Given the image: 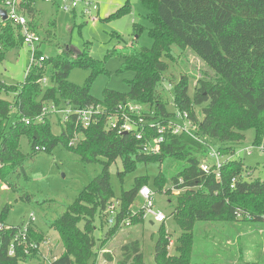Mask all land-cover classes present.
I'll list each match as a JSON object with an SVG mask.
<instances>
[{
  "label": "trees",
  "instance_id": "obj_1",
  "mask_svg": "<svg viewBox=\"0 0 264 264\" xmlns=\"http://www.w3.org/2000/svg\"><path fill=\"white\" fill-rule=\"evenodd\" d=\"M37 1L20 3V12L34 18ZM141 1H145L152 11L147 20L151 24L149 36L153 45L150 49L134 47L122 51L120 56L126 63V69L135 74L129 92L107 89L103 100L94 98L91 87L98 76L105 75L103 64L93 60L88 53L76 54L68 47L56 57L46 56L48 59L44 66L32 68L22 85L8 86L0 81V95L12 97L11 101L0 97V162L3 164L0 183L16 191L21 177L29 181L25 165L29 158L41 152L36 150L37 147L50 152L61 144L78 155L83 164L99 163L102 167L98 176L61 216L45 222L58 232L64 247L53 264H91L95 256L94 234L97 230L93 223L115 198L110 167L119 160L123 166V171L118 174L121 182L141 166L158 165L162 169L154 178L158 191L169 186L183 192L173 213L177 214L182 231L177 240V255L169 254L170 236L165 235L161 226L155 246L156 264H193V232L198 223L264 224V179L243 177L244 164L235 160H229L222 166L219 178L201 169L212 146L217 143V149L225 154L223 150L231 147L226 145L242 143L248 130L256 132L254 146L264 148V0ZM4 2L0 0V8ZM28 25L33 31L31 21ZM23 44L21 32L16 34L13 24L9 20L3 21L0 24V61L5 59L8 51ZM173 47L190 50L215 74L213 80L199 79L192 97L186 79L175 86L174 92L177 110L188 115L198 127V134L209 136L212 141L199 142L187 134H167L160 153L146 155L142 151L144 140H137L129 133L119 135L118 130H106L105 117L114 114L118 106L133 103L154 108L152 113H142L145 120L152 119L151 124H156L157 120L166 124L172 114L167 111V104L161 101L159 86L167 70L164 58H173ZM36 55L39 57L43 53L37 50ZM76 67L92 71L84 86L68 81L70 72ZM43 78H49V86L39 83ZM47 104L60 108L101 106L104 111L91 127L77 126L74 118L57 135L49 121L35 122ZM196 108H201V121ZM12 113L15 122L9 124ZM25 119L30 124H26ZM145 133L146 139L158 137L150 124L145 127ZM23 137L31 147L29 155L20 149L19 141ZM171 165L175 167L171 169ZM233 179H236L234 185ZM144 183L137 178L132 189L122 192L119 199L121 213L109 234L117 229ZM9 212V205L2 209L0 225L6 226ZM141 213L131 217L132 222L140 223L143 220ZM6 227L8 229L0 231V264H19L20 261L34 259L35 253L28 257L22 248L16 249L14 257L9 256V247L22 226ZM28 233L36 243H45L43 233L38 229L29 227ZM107 257L112 260L111 256ZM117 264H145L141 242L135 240L124 245L122 259Z\"/></svg>",
  "mask_w": 264,
  "mask_h": 264
},
{
  "label": "rangeland",
  "instance_id": "obj_2",
  "mask_svg": "<svg viewBox=\"0 0 264 264\" xmlns=\"http://www.w3.org/2000/svg\"><path fill=\"white\" fill-rule=\"evenodd\" d=\"M97 3L98 11L93 13L95 19L88 20L58 10L52 3L39 0L36 5L34 18L25 15L32 23V29L41 37V44L37 50L44 56L56 57L62 50L70 48L76 54L88 53L91 58L103 64L105 75L98 76L92 84L91 95L103 100L104 92L112 90L127 93L135 74L126 69V63L121 58L122 51L129 48L150 49L153 41L149 36L151 24L147 15L152 11L145 1L141 0H86ZM59 3V2H58ZM3 20L0 17V24ZM15 33L20 31L14 26ZM139 30L136 32V30ZM173 58H164L167 70L163 74L159 86L161 101L167 105V111L177 115L179 111L174 105L175 86L186 79L189 83V95L193 96L199 79L213 80L214 72L193 52L188 49L173 47ZM31 49L23 44L18 49L6 53L5 59L0 61V81L8 86L22 85L26 80L30 65ZM92 71L85 68H73L68 81L78 86H84ZM47 86L50 85L49 78ZM1 98L11 101L12 97L4 94ZM46 107L50 109L51 104ZM68 109V107H67ZM144 112L152 113L154 108L143 106ZM199 121L202 120L201 108L195 109ZM49 113L45 122L49 121L53 132L59 135L65 130L64 114ZM14 113V112H13ZM12 113L9 124L15 122ZM151 123L152 119L145 120ZM38 124V123H37ZM144 124V123H143ZM11 126V125H10ZM245 140L238 145H226L222 161L235 160L242 162L245 171L251 173L250 180L264 179V150L254 146L256 132L248 130L244 133ZM79 140L80 137H77ZM20 149L29 155L31 147L27 138L19 141ZM218 148L217 143L214 145ZM247 149H250L249 153ZM234 154H233V152ZM175 166L171 165V169ZM29 181L22 177L17 181V190H11L0 183V212L10 206L6 218V226H27L40 229L45 238L41 255L34 259L20 261L19 264H44V259H57L64 251L58 232L49 228L46 221H52L61 216L67 207L74 203L79 193L101 172L99 163L83 164L80 157L64 148L61 144L50 152H39L28 159L25 165ZM123 171L121 161L110 167L111 184L115 194L110 202V208L121 210L122 192L133 188L135 180L147 183L142 187H149L155 193L156 208L163 212L167 219L161 223L152 224L143 219L140 223L132 222L131 217L136 216L142 209V200L139 195L135 202L126 209L122 217L125 222L118 225L113 234H109L113 227L109 225L107 213L98 215L94 221L96 247L95 256L91 264H117L122 259V247L129 242L138 240L142 244L145 264H156L154 254L159 237L160 227L163 226L165 235H169V254L177 255V240L182 235L176 215L173 214L177 199L181 191L165 186L162 190L155 187L154 178L162 171L158 165L141 166L133 173L127 174L123 182L118 174ZM148 179H142V178ZM140 183V182H139ZM141 184V183H140ZM31 216L35 219L31 221ZM4 226V225H3ZM4 226V227H6ZM81 223L80 227L83 228ZM108 233V234H107ZM194 246L192 253L193 264H264V224H210L198 223L194 229ZM107 255L112 257L110 261Z\"/></svg>",
  "mask_w": 264,
  "mask_h": 264
},
{
  "label": "built area",
  "instance_id": "obj_3",
  "mask_svg": "<svg viewBox=\"0 0 264 264\" xmlns=\"http://www.w3.org/2000/svg\"><path fill=\"white\" fill-rule=\"evenodd\" d=\"M27 0H5L2 9H4L7 13L8 20L16 27L20 28V32L24 39V44L31 49V59L30 65L28 67L27 74L31 71L32 68H42L44 66L45 61L48 57L41 55L37 57V47L41 44V37L29 29L28 20L25 15H23L19 10V5L22 2ZM47 3H52L55 5L58 10L77 14L80 11V15L86 17L88 20H93L95 17L93 13L98 11V5L92 1L86 0H42ZM59 2V3H58ZM48 82L47 78H43L39 81L40 84L46 85ZM52 105V104H51ZM68 107V106H67ZM57 107L52 105L50 109L45 107L43 109V113L41 116L37 117L36 123H45V118L50 113L53 114H64V125L69 122L70 119L75 118V123L77 126L83 128H89L93 124L99 121L98 116L103 113L104 110L101 109V106H91L86 108H73L71 106L68 107ZM143 106L133 103H126L118 106L116 112L114 114H109L105 117V129L109 131L118 130V134H133L135 135L137 140H144L143 144V153L146 155H154L160 153L161 144L165 141V135H181L187 134L199 142H211L212 139L209 136H204L198 134V127L189 119L187 114L178 113L177 115H173L170 117L166 124H161L158 120L156 124H151L145 122V119L142 117ZM26 124H30V121L24 120ZM144 123V124H143ZM150 124V128H154L158 134L157 138L146 139L145 127ZM264 150L263 147H259ZM37 151L44 152L43 148H36ZM250 149H247L249 153ZM223 154L214 146L211 147L210 153L207 158L202 162L201 169L206 174H215L216 178L220 177V169L222 166L228 162L222 161ZM3 168V164L0 162V169ZM243 177L248 178L251 177V173L245 171ZM236 179H233V185L235 184ZM140 199L142 200V209L139 211L142 215V219L149 220L152 224L161 223L163 224L167 216L159 211L156 208L155 204V193L149 187H142L138 193ZM109 216L108 223L112 227L117 225L118 217L120 216L121 210L116 211L114 207L108 206L104 211ZM240 218V216L238 215ZM31 221L34 222L35 219L31 216ZM122 221V219H121ZM121 221L118 223L120 225ZM125 221H122V224ZM30 226H24L19 231V234L14 238V241L9 247V256L14 257L16 255V249L22 248L25 255L30 257L35 253L36 255H41L42 245L45 243H36L28 237V228ZM3 229H8V227H4L0 225V231ZM53 260L44 259V264H53Z\"/></svg>",
  "mask_w": 264,
  "mask_h": 264
},
{
  "label": "water",
  "instance_id": "obj_4",
  "mask_svg": "<svg viewBox=\"0 0 264 264\" xmlns=\"http://www.w3.org/2000/svg\"><path fill=\"white\" fill-rule=\"evenodd\" d=\"M0 17L3 21H7L8 17H7V13L4 9L0 8Z\"/></svg>",
  "mask_w": 264,
  "mask_h": 264
},
{
  "label": "crops",
  "instance_id": "obj_5",
  "mask_svg": "<svg viewBox=\"0 0 264 264\" xmlns=\"http://www.w3.org/2000/svg\"><path fill=\"white\" fill-rule=\"evenodd\" d=\"M37 3H38V2H37ZM37 3L34 4L35 9H36V5H37ZM36 11H37V9H36ZM38 230L41 232L40 229H38ZM41 233H42V232H41Z\"/></svg>",
  "mask_w": 264,
  "mask_h": 264
}]
</instances>
